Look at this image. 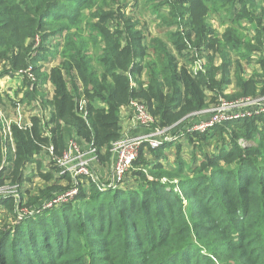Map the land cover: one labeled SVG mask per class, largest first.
Returning a JSON list of instances; mask_svg holds the SVG:
<instances>
[{"label":"trees","instance_id":"trees-1","mask_svg":"<svg viewBox=\"0 0 264 264\" xmlns=\"http://www.w3.org/2000/svg\"><path fill=\"white\" fill-rule=\"evenodd\" d=\"M143 2L163 37L125 13L126 0H0V77L31 63L40 78L42 62L60 58L24 92L22 101L39 98L47 115H32L29 128L10 125L14 150L4 163L0 123V187H16L0 192V264H264V113L186 131L232 78L227 97L264 94V0ZM244 63L259 68L245 76ZM132 100L144 103L151 125L181 137L141 143L118 187L100 191L81 177L72 200L41 209L70 186L51 161L43 170L34 160L47 156L41 146L61 154L72 127L109 159L122 136L120 110ZM33 177L42 187L29 194L23 186ZM26 207L39 212L18 220Z\"/></svg>","mask_w":264,"mask_h":264},{"label":"built area","instance_id":"built-area-1","mask_svg":"<svg viewBox=\"0 0 264 264\" xmlns=\"http://www.w3.org/2000/svg\"><path fill=\"white\" fill-rule=\"evenodd\" d=\"M39 44V37L35 35L31 50V56L36 53V47ZM201 59H198L192 70L196 71L201 67ZM33 65L30 63L26 67L17 69L14 72L13 77L18 75L24 77L29 82L27 87L28 90H32L37 86L36 77L34 75ZM25 89V88H24ZM26 91V90H25ZM24 91V92H25ZM23 95L12 99V113L7 116V113L0 109V123H1V152H2V163L5 162L7 157L8 148L14 150V142L10 132V125L15 124L18 128H29L31 123L29 118L32 115H47V110L43 111L40 106L39 98L34 100L33 110L34 113L25 111L24 102L22 101ZM84 101L80 100V105ZM133 108V118L135 122L141 126L149 127L154 123L153 116L147 111L144 103L138 100H132L129 104ZM203 113L209 114L204 119L195 122L194 124L187 126V132H204L207 129L225 122L252 117L264 113V94L254 96H240L232 99H226L222 96H218L217 99L211 104V106L203 111ZM28 114V115H25ZM14 116L13 118H10ZM84 117V113H83ZM157 128V129H156ZM152 132L143 133L136 136L123 135L112 143L111 151L115 154V159L111 170V181L109 184L104 186L99 179H97L90 167L92 158H96L95 148L88 145L87 150L80 148L79 142L75 138H69L66 140L63 151L61 154H56L52 144L43 145L41 149L44 153H47L46 161L52 163L53 166L60 169V174L67 173L70 177V186L64 191L52 194L42 204L41 209L51 208L62 203H66L74 198L78 193V188L81 182V177H85L91 182L95 183L98 189L101 191L107 188H116L122 182L126 171L130 168L133 160L136 158L138 149L141 143L146 142L151 148L158 147L164 141H173L179 139L182 135L169 134V128L156 127ZM90 156H87V155ZM162 180H165L162 179ZM3 187H0V192H3ZM13 192V191H12ZM10 192V193H12ZM39 210V209H38ZM36 210L35 212H39ZM30 211L27 207L17 213V219L20 220L24 216L35 213Z\"/></svg>","mask_w":264,"mask_h":264},{"label":"rangeland","instance_id":"rangeland-1","mask_svg":"<svg viewBox=\"0 0 264 264\" xmlns=\"http://www.w3.org/2000/svg\"><path fill=\"white\" fill-rule=\"evenodd\" d=\"M126 1H127V6L124 9L125 10V13H129L130 15H134L138 19L139 22L144 23L147 26V31L151 34V36H162V37L164 36V29H161V28L157 27L156 24H155V15L152 13L153 8L151 6L146 5L143 2V0H126ZM139 27H142V24H139ZM30 52H33V50L30 49ZM34 55H36V53ZM233 56L235 58V55H233ZM57 58H59V57H57ZM54 61H55L56 64L58 63V60L56 58L54 59ZM244 64H245L244 66H246L248 69L252 70L251 67H249L248 64H246V63H244ZM52 65H55V64H51L49 62V63H46V64H42L41 65L42 68H41V72H40V78H38L39 73L36 76L39 79V81H41L43 74H45L43 72L46 71V70H49V68ZM254 66H255V64L253 65V67ZM255 68H256V66H255ZM0 72H1V70H0ZM33 72H34V75H36L35 74V71H33ZM46 73H47V71H46ZM5 76H9V75H4V76H1L0 78L5 77ZM15 78L19 80V86L17 87V89L14 90V91L7 92V93H5V92L0 93L1 98L3 100L2 103H4V104L10 105V102H11L10 99H15L18 96L22 95L24 93V91L27 89L28 85H29V82L27 81V79L24 78V77H22V76H20V75H18ZM23 79H25V81ZM42 89H44V88H42ZM44 94H47V93L44 92ZM231 94L232 93H228V96L231 95ZM246 96H249V95H246ZM251 96H254V95H251ZM222 97H224L226 99H232V98L227 97L226 95H224V96L222 95ZM24 108H25V111L28 114H29V112L31 110H33V107L30 106V103H27L25 101H24ZM11 111H12V106H11ZM28 114H25V115H28ZM13 117L14 116H12L10 118H13ZM151 126H153V125H150L148 128H150V129L151 128L152 129H155L156 128L154 126L153 127H151ZM241 143L243 145L250 144L249 142H245V141H241ZM183 149H184V152H183L184 153V157H187L188 148L187 147H184ZM173 151H174V149H172V153H173ZM172 153H171V155H169L170 162H171L172 155H173ZM45 158H46L45 155H37V156L35 155L34 160L37 159V161L40 162L41 168L43 170L44 169L45 170H49V169L52 170V167H50V164H48V162L46 161ZM96 158H97V156H96ZM95 159H92V161L90 163V167L91 168L94 165L93 161L95 163H97V161ZM37 161L35 163H33L34 164L33 166H30V169H34L36 166H38ZM25 173L27 175L30 174L29 170L26 171ZM52 173H53L54 176L57 175L56 170L55 171H52ZM93 173H94V171H93ZM94 175H95V177L97 179H100V177H98L95 173H94ZM31 179H32V181H29V180H28V182L26 181V184L23 186V189H26L29 194H33V193L35 194L36 191L42 187V181L39 180L36 177H33ZM110 181H111V178H107L104 181H102V183H103L104 186H106L107 184H109ZM60 183H62V185H64V181L63 180L62 181L60 180L58 184L60 185ZM2 189H3V192L2 193H10L12 191H15L16 190V187H14L12 185H9V184H6L5 186H3Z\"/></svg>","mask_w":264,"mask_h":264},{"label":"crops","instance_id":"crops-1","mask_svg":"<svg viewBox=\"0 0 264 264\" xmlns=\"http://www.w3.org/2000/svg\"><path fill=\"white\" fill-rule=\"evenodd\" d=\"M209 21H210V25H211V27L213 29L217 30L219 33L223 32L225 26H224V24H221L218 21L217 18L211 17ZM54 59L50 58L49 60H47L45 62H42V63L46 64V63L50 62L51 64H56ZM56 59L59 62V58L56 57ZM216 63H218V58L216 59ZM258 68L259 67L256 66V69H258ZM233 70H234V68L232 67L231 74H233ZM250 72H252V70H250L248 68H245V76H248ZM18 86H19V80L16 79L15 77L5 76V77L0 78V93H2V92L7 93V92H10V91H14V90L17 89ZM42 88H44V89H42ZM40 90L43 93L44 92L47 93V94H45L47 96V98L51 97L52 87L49 84V82H47L46 84L44 83L43 87H41ZM235 91H236V88H235V85H234V80L232 78L231 83L228 84L224 88L223 93L228 95V93H232L233 94V93H235ZM1 105L3 106L2 109L5 112L11 111V106L9 107V105L4 104V103H2ZM30 106L33 107V104L30 103ZM34 112H35L34 110H31V113H34ZM119 114H120V124H121V135L122 136L123 135L136 136V135H140V134H143V133H146V132L147 133L152 132V130H150V128L142 127L141 125H139V124H137L135 122V120L133 118V108L131 106L122 107ZM67 132L68 133L70 132L69 134H67L68 135L67 139L73 137L79 142L80 148L82 150H87L88 149V147L84 143L80 142L78 140V138H76V136H74L75 135V131H74V129L72 127H68ZM110 152H111V154L109 156V159L104 158L103 160L102 159L100 160L98 158H96V159L94 158L97 161V163H95L93 161L94 165L92 167L93 168L92 170L94 171V173L98 177H100L99 180H100L101 183L105 179L111 178V170H112V165H113V162H114V159H115V154L111 150H110ZM101 153H103V151ZM87 156H90V155L88 154Z\"/></svg>","mask_w":264,"mask_h":264}]
</instances>
